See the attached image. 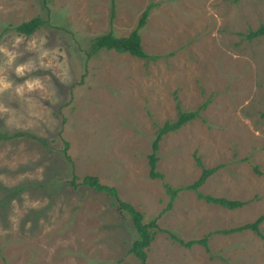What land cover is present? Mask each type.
Instances as JSON below:
<instances>
[{
    "label": "rangeland",
    "instance_id": "obj_1",
    "mask_svg": "<svg viewBox=\"0 0 264 264\" xmlns=\"http://www.w3.org/2000/svg\"><path fill=\"white\" fill-rule=\"evenodd\" d=\"M149 5L139 35L150 58L86 57L95 37L128 36ZM34 17L48 25L8 29ZM260 26L264 0H0V48L15 54L0 55V134H29L0 140V264H140L129 217L85 176L155 221L147 264H264V221L259 235L217 234L264 215V38H245ZM202 105L159 142L162 178L151 179L157 129ZM197 160L218 167L199 193L241 208L186 190L167 208L166 187L193 184Z\"/></svg>",
    "mask_w": 264,
    "mask_h": 264
},
{
    "label": "trees",
    "instance_id": "obj_2",
    "mask_svg": "<svg viewBox=\"0 0 264 264\" xmlns=\"http://www.w3.org/2000/svg\"><path fill=\"white\" fill-rule=\"evenodd\" d=\"M113 10H114V7L112 6L111 14H110L111 19H113V12H114ZM150 10H151V5L146 7V9L142 12L135 29L126 37H116L112 34V32H108L104 35L95 37L90 43L89 52L86 53V57L90 58L91 56L101 51H107V52L112 51L117 54H127L129 56H132L140 60H147L148 58H150L144 52L142 48L141 38L139 35V31L146 24ZM44 25H48L47 19L44 20L41 17H34L30 19L29 21L22 22L18 25L9 26L8 29L15 32L17 35L28 37L34 34L38 29H40ZM261 37L264 38V26H260L257 30L251 31L245 36V38L248 41L261 38ZM205 106L206 105H202L196 111H193V112H180L176 121L172 123H164L163 126L157 129L155 139L151 145L152 151H151V154L148 156L149 177L151 179L162 178V176L156 172V164L158 161L156 153L158 151L159 142L166 135L177 132L183 126H185L189 122L199 117L200 111ZM26 135H29V134L19 133L13 136L0 134V140L8 141V140L24 137ZM66 148H67V144L65 143L64 150ZM197 165L202 170H201V174L199 178L193 184L185 186L179 190H173L168 186L166 187V192L169 196V205L167 206L168 209L171 207V204L173 203L178 192L182 190L194 192L198 199H202L207 203L218 205L228 210H236L238 208H241L244 205L242 202H239V201H230L224 198H214L210 196H204L201 193H199V188L205 183V181L212 174L216 172L218 167H214L211 169H205L203 168L199 160H197ZM71 184L74 187H76V185L73 182H71ZM81 185L97 193H103L107 195L108 197H110L111 199L115 201V205L117 206L120 212L127 214V216L129 217L131 221V224L134 229L135 236H136L135 240L131 243L129 253L133 255L140 262V264H147L146 250L149 248L155 236V230H156L155 221L153 220L149 223H144L143 216L141 213L135 210L128 203H125L119 200L116 190L112 187H108V186L100 184L96 177L85 176L81 181ZM263 221H264V215L259 217L253 223H248L238 228H234L230 230H225L221 232L217 231V234H231V233H237V232L249 230L259 235V226L261 225ZM172 238L178 241L181 245H183L186 248H191L193 245H197V244L202 245L205 248H207V242L205 238L199 241H188L186 243L180 241L179 239L175 237H172Z\"/></svg>",
    "mask_w": 264,
    "mask_h": 264
},
{
    "label": "clouds",
    "instance_id": "obj_3",
    "mask_svg": "<svg viewBox=\"0 0 264 264\" xmlns=\"http://www.w3.org/2000/svg\"><path fill=\"white\" fill-rule=\"evenodd\" d=\"M20 43V39L17 38V40L15 41V44H18ZM35 42H33L34 44ZM15 46V45H14ZM0 55H3L5 57H7V63L8 64H11L12 61L15 59V54L14 53H9L6 49L4 48H0ZM46 55V53H45ZM26 70V65H20V66H17V68L15 69L16 73L17 74H22L24 71ZM38 86V83L37 82H26L25 83V87L28 89V90H31L32 88L34 87H37ZM10 87V84L5 82L4 80L0 79V91H3V90H6ZM17 94H20L21 92V89L18 88L17 90Z\"/></svg>",
    "mask_w": 264,
    "mask_h": 264
}]
</instances>
